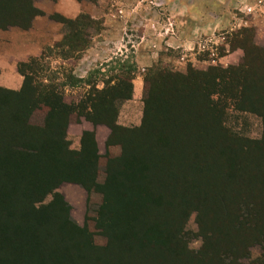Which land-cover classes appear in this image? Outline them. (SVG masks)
Masks as SVG:
<instances>
[{
	"label": "trees",
	"instance_id": "16d2710c",
	"mask_svg": "<svg viewBox=\"0 0 264 264\" xmlns=\"http://www.w3.org/2000/svg\"><path fill=\"white\" fill-rule=\"evenodd\" d=\"M37 1L0 0V29H30L41 15ZM51 19L69 28L54 48L61 49L64 59L80 60L91 43L94 20L88 14L75 20L59 15ZM244 34L237 35L232 44V51L244 52L238 67L217 69L215 78L208 77L204 83L186 81L181 90L196 92L197 88L198 96L206 98L212 85L227 95L230 83L231 99L239 104L246 98L251 54ZM252 45L264 55V48ZM44 56L45 50L20 64L21 90L0 88V264H242L258 248V262L264 264V203H260L264 201V171L239 168L237 156L264 144V137L260 143L245 140L248 147L238 138V146L228 152L231 168L213 172L211 177L199 163H191L189 169L174 168L157 178L151 168L154 163L145 156L137 168H115L99 183L95 133L83 132L81 150L74 151L67 140L68 129L82 119L106 126L110 130L107 146L111 145L123 129L118 123L119 109L132 99L134 77L116 76L102 90L67 103L52 84L56 78L48 75ZM145 80L147 120L152 112L151 88H159L165 79L155 73ZM42 110H46L43 125H34L33 116ZM220 112L208 105L206 116L217 117ZM257 114L264 120V115ZM223 126L218 125L226 139L236 140ZM173 129L164 128V143L174 138ZM201 131L199 143L188 148L195 156L200 149L211 150L216 140L208 124ZM257 165L264 168L261 158ZM64 182L84 187L89 195L93 190L102 195L95 219L97 233L74 222L69 205L54 193ZM49 195H54L52 204L57 208L43 205ZM193 214L201 239L198 249L191 247L194 234L186 227ZM97 236L103 245L97 243Z\"/></svg>",
	"mask_w": 264,
	"mask_h": 264
},
{
	"label": "rangeland",
	"instance_id": "374dc122",
	"mask_svg": "<svg viewBox=\"0 0 264 264\" xmlns=\"http://www.w3.org/2000/svg\"><path fill=\"white\" fill-rule=\"evenodd\" d=\"M91 1L95 4L92 14H88L94 20L90 30L93 36L82 58L78 61L64 59L60 56L61 49L54 48L56 42L45 48L43 63L48 75L56 78L52 84L58 86L67 103L81 99L95 89L102 90L104 83L116 76L134 77L131 84L132 99L124 101L119 109L118 123L123 129L118 131L111 145L107 146L110 130L106 126H95L82 119L80 123L71 124L68 129L67 140L70 149L74 151L81 150L83 132L95 133L99 153V183H104L115 168H137L138 161L145 156L151 164L154 163L155 167L151 168H154L157 178L164 171L169 173L174 168L189 169L191 163H199L198 167L205 168L211 177L213 172L231 168L232 155L228 152L238 146V138L243 139L245 147H248L245 140L261 142L264 137V120L257 113L264 115V55L252 47L253 42L260 47L255 41L260 31L264 36V26H260L258 18L248 13H237L234 14L236 25L212 32L195 21L192 24L189 21L192 17L183 9L184 6L192 5L194 0ZM201 15L207 19L206 13ZM188 25L184 37L189 39L181 46L170 43ZM191 25L194 28L190 29ZM60 26L59 41L69 30L63 24ZM240 33H247L246 47L251 54L248 60L246 98L240 100L239 104L231 99L233 87L230 83L227 85V95L219 94L213 85L206 98L198 96L197 88L196 92L190 88L181 90L186 81L194 85L204 83L208 77L215 78L217 69L238 67L244 59V52L238 55L241 49L232 51V44ZM155 73L161 74L165 80L159 88H151L154 91L150 103L152 112L146 120L144 96L148 86L145 79ZM75 78L78 80L76 84ZM136 82L141 84L137 94L134 89ZM208 105H215L221 114L207 117ZM45 111L33 116L34 125H43ZM207 124L212 128L215 144L211 150L200 149V153L195 156L188 148L199 143L201 128ZM221 124L236 140L226 139L218 127ZM167 126L174 128V138L168 144L161 138ZM134 129L137 130L132 131ZM131 131L133 133H126ZM237 156L239 168L264 171V168H258L257 165L261 158V167H264V144L250 151L239 152ZM54 193L59 194L69 205V214L74 222L97 233L95 219L103 201L98 190H93L89 195L84 187L64 182ZM54 195H49L43 205L49 207L54 203ZM196 216L193 214L186 225L194 234L191 240L193 249L201 246V239L197 236L199 229ZM96 240L99 245L104 244L100 236ZM260 255V248L255 249L252 259L244 260L242 264H261L258 262Z\"/></svg>",
	"mask_w": 264,
	"mask_h": 264
},
{
	"label": "crops",
	"instance_id": "0c3cea01",
	"mask_svg": "<svg viewBox=\"0 0 264 264\" xmlns=\"http://www.w3.org/2000/svg\"><path fill=\"white\" fill-rule=\"evenodd\" d=\"M262 1L264 2V0H194L192 5L184 6L183 10L191 15L192 20L189 19L191 24L195 21L203 25V28L215 32L236 25L237 19L234 14L248 13L249 8L257 11L254 16L261 21L260 26H264L263 8L259 7ZM94 5V1L91 0H38L35 6L41 15L34 18L30 29L19 27L0 29V88L21 90L24 77L19 71L20 64L40 57L47 46L61 39V24L51 19L53 15L75 20L83 14H92ZM204 13L208 15L206 20L201 15ZM185 28H189V25L181 29V33L172 38L170 43L183 45L189 39L184 37ZM191 28H194L193 25ZM255 41L264 48V36L261 31ZM239 51L238 55H241L243 51ZM134 89L136 94L139 93L141 84L136 82Z\"/></svg>",
	"mask_w": 264,
	"mask_h": 264
},
{
	"label": "built area",
	"instance_id": "2783aa9c",
	"mask_svg": "<svg viewBox=\"0 0 264 264\" xmlns=\"http://www.w3.org/2000/svg\"><path fill=\"white\" fill-rule=\"evenodd\" d=\"M259 7L263 8V14H264V2L263 1L261 2V6ZM247 11H248V15H255V13H257V11L253 8H249Z\"/></svg>",
	"mask_w": 264,
	"mask_h": 264
}]
</instances>
